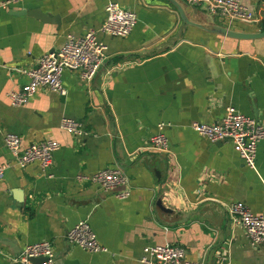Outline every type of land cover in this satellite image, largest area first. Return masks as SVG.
<instances>
[{
	"label": "crops",
	"instance_id": "crops-1",
	"mask_svg": "<svg viewBox=\"0 0 264 264\" xmlns=\"http://www.w3.org/2000/svg\"><path fill=\"white\" fill-rule=\"evenodd\" d=\"M238 1L259 21L231 30L263 31L264 0ZM107 3L132 11L136 23L123 39L98 35L107 51L93 80L63 71L64 95L39 88L11 107L5 94L26 82L16 70L35 67L68 35L99 29ZM33 9L57 23L13 14ZM189 12L195 23L221 25L201 6ZM226 107L264 126V38L236 41L185 26L162 0H15L0 9V264L40 241L50 243L56 264H140L146 247L165 243L198 264H264V244L251 246L224 208L240 202L264 217V140L248 168L230 141L209 143L190 129L219 121ZM62 117L86 134L62 131ZM159 123L165 153L147 148ZM6 133L21 148L56 142L48 168L18 167L4 148ZM112 168L127 179L115 189L127 190L126 199L77 179ZM79 221L106 253L66 242Z\"/></svg>",
	"mask_w": 264,
	"mask_h": 264
},
{
	"label": "built area",
	"instance_id": "built-area-1",
	"mask_svg": "<svg viewBox=\"0 0 264 264\" xmlns=\"http://www.w3.org/2000/svg\"><path fill=\"white\" fill-rule=\"evenodd\" d=\"M12 1L0 2V9L7 7ZM183 4L194 7L201 6L208 15L215 17L226 29L235 24L257 25L258 17L243 6L238 0H179ZM104 19L99 29H88L81 36L68 35L62 45L53 51L43 54L35 67L16 70L26 79V82L16 91H8L5 97L11 107L25 105L29 98L39 88H45L57 95H64L61 85L63 71L76 72L83 83H90L103 64L107 47L98 39V35L110 38H126L132 31L135 23V14L122 8L116 3H107L103 9ZM165 124L156 125L157 132L148 141V149L156 153L167 152L168 144L162 134ZM59 128L72 137H83L79 122L62 117ZM190 129L201 139L209 143L230 141L242 161L252 168L257 144L264 140V126L257 124L253 119L242 116L231 107L224 109L222 118L211 124L193 123ZM3 145L15 161L16 165L24 168L29 164H36L44 172L51 163L52 155L58 144L51 140L31 143L21 148L19 138L11 133L3 135ZM3 167L0 166V178ZM95 186L102 193L113 192L117 199H126L128 191H115L118 187L127 185L126 177L117 169H102L89 176H78ZM230 223L239 226L245 238L253 247L264 244V217L255 216L249 212L243 203L236 202L225 206ZM64 238L66 242L78 249L92 254L106 253L100 246L94 233L85 221H79L68 229ZM41 258L40 264H56L54 254L48 241H40L23 247L20 253L12 259L13 264H29V259ZM140 264H198L189 262L185 258L183 248L171 244L149 246L144 249Z\"/></svg>",
	"mask_w": 264,
	"mask_h": 264
},
{
	"label": "water",
	"instance_id": "water-1",
	"mask_svg": "<svg viewBox=\"0 0 264 264\" xmlns=\"http://www.w3.org/2000/svg\"><path fill=\"white\" fill-rule=\"evenodd\" d=\"M166 3H168L177 13L180 21L185 26L194 27L196 29H199L201 31H204L208 34L216 35L225 39H231L236 41H254L264 38V31H256V32H239L234 31L231 29H226L222 25H215V24H198L193 22L191 19V16L189 15V8L190 6H187L180 2L179 0H162ZM16 16L17 15H26L33 17L35 19L40 20L44 23H57L56 18H50L46 15L40 13L38 9L33 10H23L18 13H13ZM155 206L158 210L163 211L164 209L160 206V201L157 200L155 203ZM43 261L41 258L37 259H29V264H40Z\"/></svg>",
	"mask_w": 264,
	"mask_h": 264
},
{
	"label": "trees",
	"instance_id": "trees-1",
	"mask_svg": "<svg viewBox=\"0 0 264 264\" xmlns=\"http://www.w3.org/2000/svg\"><path fill=\"white\" fill-rule=\"evenodd\" d=\"M261 30H263L264 31V27H262V29Z\"/></svg>",
	"mask_w": 264,
	"mask_h": 264
}]
</instances>
